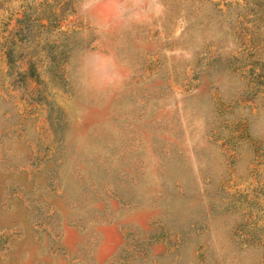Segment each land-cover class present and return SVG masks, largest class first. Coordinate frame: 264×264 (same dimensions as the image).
Wrapping results in <instances>:
<instances>
[{
	"label": "rangeland",
	"instance_id": "obj_1",
	"mask_svg": "<svg viewBox=\"0 0 264 264\" xmlns=\"http://www.w3.org/2000/svg\"><path fill=\"white\" fill-rule=\"evenodd\" d=\"M0 264H264V0H0Z\"/></svg>",
	"mask_w": 264,
	"mask_h": 264
}]
</instances>
